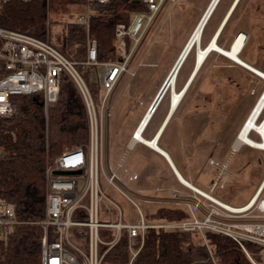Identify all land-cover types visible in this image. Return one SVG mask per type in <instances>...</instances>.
Returning <instances> with one entry per match:
<instances>
[{
  "label": "built area",
  "instance_id": "obj_1",
  "mask_svg": "<svg viewBox=\"0 0 264 264\" xmlns=\"http://www.w3.org/2000/svg\"><path fill=\"white\" fill-rule=\"evenodd\" d=\"M13 1L15 0H0V7ZM109 1L82 0L86 11L80 14L75 22L88 25L94 5ZM141 1L146 10L134 11L129 24L116 25L117 48L122 57L121 61H99L97 40L91 37L87 40V58L84 61L77 62L69 58L51 39L48 29L51 23L49 8L44 38L0 26V117H13L18 114V96L40 94L42 98L40 103L44 106L45 118L48 120L49 107L59 96L63 72L68 73L77 84L88 110L90 134L88 144L77 145L64 151L47 165L45 216L38 221L43 227L41 264H103L106 254L116 245L124 231L128 233L132 253L128 264H133L134 258L144 244L145 233L150 228L196 232L207 245L206 231L224 234L241 246L253 264H264V185L261 184L250 200L242 205H232L210 192L195 189L193 199L198 202L203 212L202 217L195 212L192 203L186 202L185 205L191 212L187 218L151 223L146 222L143 211L116 182L117 175L110 170L106 162L103 139L104 114L108 98L123 73L129 72L132 76L136 74V70H131L129 66L151 25L168 2L176 3L178 0ZM128 39L131 41L130 47ZM79 64L92 67V78L101 85L99 103L95 102ZM151 109L153 104L146 114L152 111ZM262 118L264 109L257 120ZM143 119L133 133L134 138H137ZM143 131L144 128L140 132L141 135ZM210 162L218 169L211 188V191H214L225 186L227 165L215 159H211ZM119 167H124L122 162L119 163ZM66 169L81 172L76 174L55 172ZM124 169L127 170L125 167ZM101 174L116 190L136 205L141 216L139 223L121 220L119 205L101 188ZM137 176L134 174L135 178ZM102 201L110 202L116 207L120 216L117 221L104 219ZM25 222L36 221L22 219L13 202L0 198V239H6L18 225ZM105 233L111 235L107 238L104 236ZM138 236L141 237V244L135 249L133 241ZM247 242L262 247L259 257L249 251ZM212 264L222 263L213 258Z\"/></svg>",
  "mask_w": 264,
  "mask_h": 264
},
{
  "label": "trees",
  "instance_id": "obj_2",
  "mask_svg": "<svg viewBox=\"0 0 264 264\" xmlns=\"http://www.w3.org/2000/svg\"><path fill=\"white\" fill-rule=\"evenodd\" d=\"M72 2L82 0H57L55 7L60 9ZM221 2L219 0L217 6ZM53 5V0H15L4 4L0 7V26L44 38L48 8L51 9ZM144 10L146 6L141 0H110L95 4L88 25L68 22L57 42L51 39L62 52L77 62L87 58L88 37L97 40L99 61H121L116 25L129 24L134 11ZM213 13L202 31L203 46L206 45L205 37ZM230 29L227 21L217 38L220 46L224 45L223 37ZM128 46H131L129 39ZM194 49L195 46L188 57ZM240 56H243L242 53ZM79 68L95 102L99 103L101 85L92 78V67L79 64ZM176 87L178 90L181 88L178 80ZM188 92L189 88L186 94ZM17 98L18 114L0 117V198L13 202L22 219L36 222L21 223L6 239H0V264H41L43 227L38 221L45 216L47 165L64 151L88 144V110L77 84L66 72L62 73L59 96L49 107L48 120L40 103V94L20 95ZM151 215L174 221L187 218L189 213L182 207L164 206ZM199 236L196 232L181 229L150 228L145 233L144 244L133 264H212L213 258L222 264H253L231 237L208 230L207 245L196 241ZM140 244L141 237H135L134 248L138 249ZM247 247L254 256L259 257L261 246L247 242ZM131 256L129 236L124 231L106 254L103 264H128Z\"/></svg>",
  "mask_w": 264,
  "mask_h": 264
},
{
  "label": "rangeland",
  "instance_id": "obj_3",
  "mask_svg": "<svg viewBox=\"0 0 264 264\" xmlns=\"http://www.w3.org/2000/svg\"><path fill=\"white\" fill-rule=\"evenodd\" d=\"M210 1L178 0L176 3L168 2L158 14L136 53L138 58L136 57L135 64L143 58V61H140L143 65L138 67L130 64L129 68L135 69L136 74L132 76L129 72L123 73L108 98L104 114L103 139L106 157L109 153L112 160L114 159L117 149L121 145L122 136L124 137L128 131H132L136 127L140 118L153 104L158 91L183 51L184 44ZM227 2L228 0H222L211 19L208 30L219 19ZM53 4L49 11L51 23L48 29L53 41L57 42L63 34L66 24L75 22L80 14L85 13L86 6L82 2H72L59 9L55 7L57 0H53ZM233 24H236V31H243L247 34L244 55L264 67V0H242L231 19V25ZM207 39L206 34L205 40ZM195 54L196 48L185 61L180 74L187 72L189 66L193 64ZM230 63L227 57L212 53L184 98L179 112L188 107L186 104L191 100L193 107L189 112L192 114L189 115L194 120L192 126L195 134L190 136L191 142L196 138V143L199 141L200 147L208 149L210 147L216 153L214 157L217 160L221 159L218 152H226L222 159L227 161L233 170L234 182L240 184L238 196L241 197V199L227 201L232 205H239L247 201L251 192L264 179V150L251 147L248 144H242L240 147L238 146L239 148L237 147L238 149H235L237 135L246 120L250 107L259 95V90L262 88V93L264 92V80L261 78V88L259 89L257 86L256 91L252 87L253 82L250 83L252 88L248 87L249 93L255 92L251 93V96L254 97L250 104L251 100L246 92V84L250 78L242 74L238 66L228 67ZM171 91L172 89L169 88L164 95L157 117L161 115L165 104L169 102ZM187 133L188 130H184L179 136L178 130L173 129L172 123L165 135V140L172 141L175 146H178L181 137L186 147L189 144ZM257 133L252 130L249 135L259 141L261 138ZM205 140L208 142L206 143ZM227 174L226 172V179L229 176ZM100 185L103 192L119 205L123 222L139 223L141 221L136 205L118 192L103 174H101ZM219 188L211 193L218 198L225 199L224 195L230 189ZM130 195L143 211L146 222L164 223L167 221L165 218L152 217L151 213L157 211L158 204L144 202L132 193ZM101 207L105 220L117 221L119 219V212L110 202L102 201ZM192 207L200 217L203 216V212L200 211V206L196 202H192ZM182 208L191 213L186 205H183ZM108 235L111 234L105 233L104 236L108 238ZM196 241L203 242V238L199 236Z\"/></svg>",
  "mask_w": 264,
  "mask_h": 264
},
{
  "label": "crops",
  "instance_id": "obj_4",
  "mask_svg": "<svg viewBox=\"0 0 264 264\" xmlns=\"http://www.w3.org/2000/svg\"><path fill=\"white\" fill-rule=\"evenodd\" d=\"M241 1L240 0H228L227 4L222 10V13L219 19L207 31L206 34H207L208 39L206 40L205 46L210 44V42L214 38H216L215 40L217 42L219 33L221 32L224 25L228 21V24L230 25L231 29L223 37L224 45L220 46L218 43L217 44L221 48H224V49H226V46L229 44L230 46L228 49L231 48L237 35L240 32H243V31H239V32L236 31V27H235L236 24L231 25V19L235 13L234 10L236 11L238 9V6ZM209 4L206 7V9L209 7ZM219 6L220 4L218 6L216 5L215 11L213 10L214 13L211 19L213 18ZM210 23H211V20H210ZM188 40L189 39H187V42ZM186 44L184 45L186 46ZM200 45L201 47H205L202 44ZM194 46L196 48V54H195V59L193 61V64L189 66L185 74H180L184 63L187 60V57L189 54L188 52L184 62L182 63L177 73L176 82L174 86L175 89H172L171 91L172 93L170 92L171 96H170L169 102L165 104L161 115L157 117L156 116L157 112L160 106L162 105L161 104L163 101V98H162V100L158 103V105L154 109L155 111L152 113L149 120L147 121L146 126L144 127V131L142 133L143 137L148 140L156 139L157 147L133 137V133L136 130L138 124L140 123V120L143 118L145 114L144 113L143 116L140 118L136 127L132 131H128L124 137L122 136L121 145L118 147L117 152L114 156V159L112 160V157H110L109 153L107 157L105 156L106 162L108 166L110 167V170L114 171L117 175L116 182L122 187V189L131 198L132 196L130 194L132 193L133 195H135L136 197H138L144 202L158 204L159 207L157 208V210L160 207H164V206L183 207V205H185L186 202H190V203L196 202L193 199V195L196 194L195 189H198V190H201L207 193L213 192L211 191L212 183L214 179L217 177V173H218V169L210 162L211 159L216 158L214 157L216 155L214 150H212L210 147L209 149L206 147L205 148L200 147L199 141L198 143H196L197 141L196 138H194L195 140L193 139V142H191L190 136L195 135L194 127L192 126L194 123V120H192V116L189 115V114H192L189 112L191 108L193 107V102L189 100L188 104H186V106L188 107H185L183 111L179 112V109H181L182 104L185 100L184 98L187 95L186 92L188 88L190 91L191 87L193 86L195 82V79L197 78L199 72L203 68V67L201 68L202 65L198 66L199 65V63L197 62L198 61V58H197L198 57L197 56L198 46L197 45H194ZM245 46H246V40H245L244 46L238 53L239 57L243 59L245 62L259 69L260 71H264V67L262 65L255 63L254 61L247 58L246 55H244ZM211 51H210L211 53L209 52L210 55L212 53H216L217 55L227 57L228 60L231 62L228 65V67L233 68L236 65L239 67V70L241 71L242 74L247 75V77L250 78V81H247V84H246V87H247L246 92L248 93V98L251 100L250 102L251 104L253 101L252 97H254V96H251V93L254 94L255 92L252 91L251 93H249L248 87H251L252 85L250 83L253 82L252 87L254 88V91H256L257 86L260 89L261 88V78L263 77L259 75L257 72H255L254 70L244 66L243 64L228 57L222 52L215 50V49H212ZM241 53L243 56H240ZM136 57L137 55L133 58L131 62V66H133V64L138 67L142 66V65H139V63L140 61H143V58H141L135 64L138 58ZM196 63H197V66H196ZM177 80L179 82V85H181V88L179 90L176 87ZM173 91H177V92L184 91V95L182 96V99L179 101V103L175 107L173 106V102H172ZM261 94H262V88L259 90V95L256 98L257 101L255 100L251 107L249 104L250 109L248 111L247 116H249L252 108H254L255 104L259 101L258 97ZM247 116L245 118L246 120L248 118ZM172 123H173V129L178 130L179 136L182 135L184 130H188V133H187L188 143H189L188 146L185 147L183 139L181 137H180L178 146H175V143H173L172 141L170 142V141L165 140V135L167 131L170 129V125ZM205 141L206 143L208 142V140H205ZM242 144H246V143H242ZM242 144H240L239 147ZM238 148L236 147L235 149H238ZM217 154L218 156H221V159L218 158V160H221L220 161L221 163H225L228 166L227 175H229L228 178L225 179L226 185L223 188H219V189H227V188L230 189L228 193L224 195L225 199H221V198L219 199L225 202H229L227 200L231 201V200L241 199V197L238 196L240 192V184H238L237 182H234L233 170L229 167V164L227 163V161H224V159H222L226 155V152L225 151L218 152ZM215 160H217V158ZM120 162H122L123 166L127 168V170H125L124 167H119ZM134 174H137L138 176L135 178ZM263 181L264 179L261 181L258 187L253 192H251V194L249 195L250 197L247 199V201L239 205H242L248 202L250 198L259 189ZM128 190L130 191V193ZM216 190H218V188H216L214 191ZM196 203L198 204V202Z\"/></svg>",
  "mask_w": 264,
  "mask_h": 264
},
{
  "label": "bare ground",
  "instance_id": "obj_5",
  "mask_svg": "<svg viewBox=\"0 0 264 264\" xmlns=\"http://www.w3.org/2000/svg\"><path fill=\"white\" fill-rule=\"evenodd\" d=\"M217 0H211V3L209 4V7L204 11L201 19L199 20L197 26L195 27L194 31L192 32L185 48L183 49L184 51H182V57L180 59V61L183 59V57L185 56V54L187 53L189 47L191 46V44L193 43L192 47L194 45H197V53H198V66H201L202 63L204 62V60L206 59L207 55L209 54V52L212 49L218 50L220 52H222L223 54L227 55L228 57L238 61L239 63L243 64L244 66L254 70L255 72H257L259 75H261L262 77H264V71H260L259 69L255 68L254 66L250 65L249 63L245 62L243 59H241L238 55V53L240 52V50L242 49V47L245 44V40L247 35L244 32H240L237 37L235 38L233 45L231 46L230 49H224L221 48L217 42H216V38H214L210 44H208L205 47H201V38H202V27L204 22L206 21V19L209 17L210 12L213 8V6L215 5ZM209 19V18H208ZM191 47V49H192ZM190 49V50H191ZM190 52V51H189ZM176 77L177 75L175 74V70L171 73L169 80L171 81L170 87L171 89H175V82H176ZM184 95V91L182 92H177V91H173V98H172V102H173V106L175 107L179 101L182 99V96ZM153 101V107L155 106L156 102ZM157 105V104H156ZM156 108V107H155ZM264 109V92L261 94V97L259 99V101L257 102V104L255 105V107L253 108L252 112L250 113V115L248 116L247 120L244 122L242 128L240 129V132L237 135V140L235 143V146L238 147L240 144L242 143H246L250 146L253 147H257L260 149L264 150V118H262L261 120H257L259 114L262 113ZM152 111L148 112L146 114H144L143 116V121L138 129L137 132V138H139L141 141L147 142L148 144H152L153 146L157 147L156 144V139L153 140H148L146 138L143 137V135L140 134L141 130L144 128L145 124L147 123V121L149 120L150 116L152 115V113L155 111H153V109H151ZM141 119V120H142ZM140 120V121H141ZM252 130H255L256 132H258L261 140L257 141L254 140L253 138L250 137V133ZM262 185H264V181L262 183Z\"/></svg>",
  "mask_w": 264,
  "mask_h": 264
},
{
  "label": "water",
  "instance_id": "obj_6",
  "mask_svg": "<svg viewBox=\"0 0 264 264\" xmlns=\"http://www.w3.org/2000/svg\"><path fill=\"white\" fill-rule=\"evenodd\" d=\"M218 2H219V0L216 1L215 5L213 6V8H212V10H211V12H210V15H211V13L213 12V10L215 9V7H216V5L218 4ZM210 15H209V17H210ZM209 17H208V18H209ZM208 18L206 19V21H205L204 24H203L202 31H203V29H204V26H205V24H206ZM244 33H245V32H244ZM245 34H246V33H245ZM246 35H247V34H246ZM192 45H193V43H192L191 46L189 47V49H188L187 53L185 54V56L183 57V59L180 61L183 52L181 53V55L179 56V58H178V60L176 61L175 65H174L173 68L171 69L169 75L167 76V78L165 79L164 83L162 84V86H161L160 90L158 91V93H157V95H156V98H155V102H156L157 105H158V103L162 100V98L164 97V95L166 94L167 90H168L169 87H170L171 81L169 80V77H170L171 73L175 70V74L177 75V73H178V71H179V69H180L182 63L184 62V60H185V58H186L188 52L190 51ZM183 51H184V50H183ZM197 62H198V61H197ZM196 66H197V63H196ZM196 68H198V67H196ZM263 78H264V77H263ZM155 102H154V103H155ZM156 104H155V106L153 107V109H155V107L157 106ZM153 105H154V104H153ZM55 172H56V173H60V174H76V173H80L81 170H68V169H66V170H56Z\"/></svg>",
  "mask_w": 264,
  "mask_h": 264
}]
</instances>
